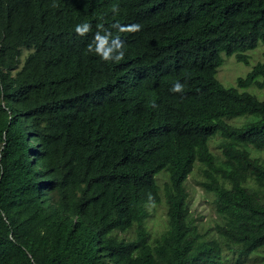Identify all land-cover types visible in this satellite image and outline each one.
<instances>
[{
  "label": "trees",
  "instance_id": "1",
  "mask_svg": "<svg viewBox=\"0 0 264 264\" xmlns=\"http://www.w3.org/2000/svg\"><path fill=\"white\" fill-rule=\"evenodd\" d=\"M260 42L264 0H0V264H264V60L217 76Z\"/></svg>",
  "mask_w": 264,
  "mask_h": 264
},
{
  "label": "rangeland",
  "instance_id": "2",
  "mask_svg": "<svg viewBox=\"0 0 264 264\" xmlns=\"http://www.w3.org/2000/svg\"><path fill=\"white\" fill-rule=\"evenodd\" d=\"M28 53L25 49L23 52V57ZM250 63L246 64L243 62H238L235 55H228L226 53L224 56V63L219 67L218 78L227 87L237 86V79L241 76L247 75V73L252 69V67L259 61L264 60V42H260L257 48L249 52ZM253 94H258L264 98V89L259 90L256 86H251L248 88ZM216 141H212V147L215 148ZM218 151V149H214ZM161 180L165 177L164 173L158 176ZM201 176L199 171H195L191 174L187 180V186L191 193L192 198V208L195 214L202 219L201 223L205 227H212L218 220V215L214 209L213 198L210 194L206 193L201 185ZM151 217L148 220V225L151 227L153 232L161 231L166 226V209L164 204L159 206L150 207Z\"/></svg>",
  "mask_w": 264,
  "mask_h": 264
},
{
  "label": "clouds",
  "instance_id": "3",
  "mask_svg": "<svg viewBox=\"0 0 264 264\" xmlns=\"http://www.w3.org/2000/svg\"><path fill=\"white\" fill-rule=\"evenodd\" d=\"M87 28V26L85 25L84 28H82L81 26H77L76 27V32L79 34H83V31ZM133 28H138V26H133ZM105 58H107V53H105ZM172 91H181L182 90V85L179 83H176L173 85V88L171 89Z\"/></svg>",
  "mask_w": 264,
  "mask_h": 264
}]
</instances>
